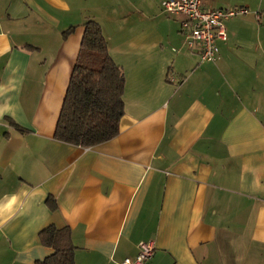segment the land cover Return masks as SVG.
Returning <instances> with one entry per match:
<instances>
[{
	"label": "crops",
	"instance_id": "obj_1",
	"mask_svg": "<svg viewBox=\"0 0 264 264\" xmlns=\"http://www.w3.org/2000/svg\"><path fill=\"white\" fill-rule=\"evenodd\" d=\"M162 1L0 0V264L50 255V224L72 229L75 264L140 241L145 264H264V0H206L250 9L213 62ZM88 19L123 68L125 114L82 147L54 134Z\"/></svg>",
	"mask_w": 264,
	"mask_h": 264
},
{
	"label": "trees",
	"instance_id": "obj_2",
	"mask_svg": "<svg viewBox=\"0 0 264 264\" xmlns=\"http://www.w3.org/2000/svg\"><path fill=\"white\" fill-rule=\"evenodd\" d=\"M79 54L73 67L57 120L55 138L82 147H92L116 137L125 114V74L112 58L101 25L85 23ZM73 27L64 31L66 37ZM26 47V46H25ZM17 129L21 126L11 120ZM50 208L56 201L47 199ZM40 242L53 252L36 264H75L76 246L70 226L50 224L39 232Z\"/></svg>",
	"mask_w": 264,
	"mask_h": 264
},
{
	"label": "built area",
	"instance_id": "obj_3",
	"mask_svg": "<svg viewBox=\"0 0 264 264\" xmlns=\"http://www.w3.org/2000/svg\"><path fill=\"white\" fill-rule=\"evenodd\" d=\"M206 0H163L166 13L181 17L180 32L190 48H200L201 61L213 62L220 56L219 40L227 39L226 21L250 13L246 6L207 7ZM257 19L260 13L256 12ZM135 258H124L119 264H145L155 251L154 241H140Z\"/></svg>",
	"mask_w": 264,
	"mask_h": 264
}]
</instances>
